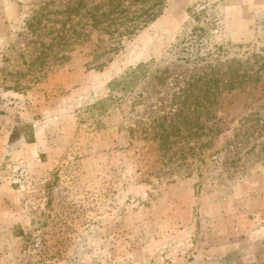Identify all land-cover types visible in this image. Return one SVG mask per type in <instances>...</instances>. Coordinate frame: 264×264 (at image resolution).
<instances>
[{"label":"rangeland","instance_id":"rangeland-1","mask_svg":"<svg viewBox=\"0 0 264 264\" xmlns=\"http://www.w3.org/2000/svg\"><path fill=\"white\" fill-rule=\"evenodd\" d=\"M69 1L0 0V264H264V79L222 92L202 161L166 164L152 130L196 56L264 49V0H166L108 54L81 16L48 47ZM140 63L161 70L142 97L122 84Z\"/></svg>","mask_w":264,"mask_h":264},{"label":"trees","instance_id":"trees-1","mask_svg":"<svg viewBox=\"0 0 264 264\" xmlns=\"http://www.w3.org/2000/svg\"><path fill=\"white\" fill-rule=\"evenodd\" d=\"M85 1H69L59 11L64 19L59 20L61 27L48 45L49 48H53L56 42L62 40L67 42L71 36L77 39L81 35L76 28L77 18L81 16L88 18L93 30L104 31L110 38L115 39V44L105 48L103 54L115 52L122 40L138 34L153 23L162 14L166 2V0H101L87 6ZM50 13L51 11L43 10L32 15L27 22L28 28L35 33L42 27L44 18L53 20ZM43 27L45 29L47 25ZM195 59L198 66H192L190 75H178L168 86L174 87L173 92L168 93L171 97L168 112L161 109L163 114L153 117L152 130L159 139L160 152L164 158L166 157V164L171 159L177 160L178 165H192L188 160L199 157L201 161L204 160V148L210 141L203 142L202 138L214 131L215 121L210 124L209 120H219L214 113V107L219 102L222 92L225 89L246 88L264 79V49L254 52L246 60L234 58L225 62L201 64L206 57L196 56ZM185 60L188 62V57ZM147 67L146 63H140L131 68L122 80L123 87L126 90L132 89L141 78L146 79L141 86L139 97L144 96V92L158 87L161 70L147 72ZM119 81L111 82L112 88L119 85ZM262 120L256 115L244 118V128H241L243 133L250 134L249 129L245 127L249 122H256L254 126H258ZM239 135L240 133H237L235 137Z\"/></svg>","mask_w":264,"mask_h":264}]
</instances>
